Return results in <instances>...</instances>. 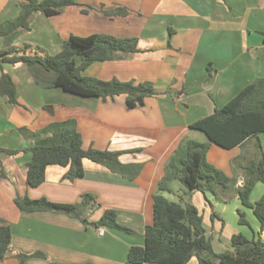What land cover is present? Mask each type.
I'll use <instances>...</instances> for the list:
<instances>
[{"label":"crops","instance_id":"0c3cea01","mask_svg":"<svg viewBox=\"0 0 264 264\" xmlns=\"http://www.w3.org/2000/svg\"><path fill=\"white\" fill-rule=\"evenodd\" d=\"M24 1L0 0V23L18 17ZM75 1L59 15L47 18L53 25L32 22L30 31L21 32L12 47L28 44L37 50L28 52L30 55L51 48L57 54L71 36L137 38L136 52L115 53L112 60L93 63L83 75L103 81L151 83L156 95L129 109L125 95L102 100L60 88L46 89L35 83L23 64H0V78L4 73L12 78L17 99L14 105L0 94V148L19 151L16 155L0 154L6 172L0 179V226H9L12 231L10 250L1 264H126L131 247L145 246L146 227L154 221V194L172 153L185 140L210 142L205 133L191 126L264 78V0ZM121 10L126 13L118 14ZM34 16L40 17L36 12ZM2 42L0 38V51L6 49ZM65 121L74 122L85 150L119 152L121 163L141 166L139 175L133 181L126 180L85 159L84 178L71 182L65 179L68 167L52 165L46 170L45 182L30 187L27 164L35 142L23 137L20 129L36 132ZM256 142L252 139L245 145L254 143L256 149ZM259 142L264 153V134L259 135ZM243 148L224 149L212 144L208 151L211 164L230 177H238L237 188L244 177L239 170L235 173L231 162ZM259 184L252 193V203L264 194ZM170 189L163 195L172 193ZM190 194L189 201L187 196L181 201L195 205L204 224L206 214L214 227V218L223 223L206 194ZM19 197L75 204L89 223L112 210L118 223L132 232L94 227L64 214L21 211L16 204ZM220 197L228 205L221 190ZM236 198L237 208L244 212ZM251 217L250 238L256 234L264 242L260 223ZM37 252L45 257H30ZM22 255L27 256L24 263Z\"/></svg>","mask_w":264,"mask_h":264},{"label":"trees","instance_id":"16d2710c","mask_svg":"<svg viewBox=\"0 0 264 264\" xmlns=\"http://www.w3.org/2000/svg\"><path fill=\"white\" fill-rule=\"evenodd\" d=\"M76 4L75 0H29L20 5V13L13 20L0 24V38H4L5 50L0 51V64H23L33 76L35 83L46 88H60L63 91L102 100L125 95L129 109L142 106L147 98L156 95L151 83L103 81L86 77L83 73L95 62L112 60L115 53H134L137 51V38H116L104 34L87 37L71 36L56 55L28 54L31 45L25 44L20 51L12 47L15 39L23 31H30V19L35 12L46 17L62 13L66 6ZM118 14H125L121 10ZM8 48V49H7ZM19 50V49H18ZM18 53V54H17ZM0 94L16 105V86L8 74L0 78ZM193 129L202 131L209 143L195 140L182 141L170 156L165 176L158 184L154 194V221L145 230V246L131 247L126 264H188L194 257L198 264H264V242L256 234L252 238L243 233L231 238V251L216 254L211 238L207 237L204 217L191 203L169 201L164 192H170V183L179 181L187 193L198 191L211 193L221 200L220 190L235 192L242 206L251 209L260 223L264 234V194L255 203L251 196L256 186L264 185V153L259 135L264 134V78L257 79L242 89L228 104L194 123ZM23 137L32 139L35 145L30 149L31 160L27 164V182L37 188L45 182L49 166L68 167L65 179L75 181L85 176L83 162L88 159L108 168L111 172L133 181L140 173L138 164H123L119 152L100 151L83 148L82 135L72 121L53 123L39 131L20 129ZM256 139V155L252 161L242 163V154L231 162L232 168L243 173L244 182L236 187L238 177L228 176L208 160L212 144L224 149L243 148L247 141ZM18 150L0 148V154L16 155ZM244 158V157H243ZM6 176L0 157V179ZM229 193V192H228ZM89 200L91 196L87 195ZM16 204L25 212H51L80 218L85 224L94 227H108L132 232L120 225L115 211H105L94 223H89L81 209L71 203H56L47 198H17ZM240 224L251 226L245 212L238 211ZM215 216V214H213ZM12 243L9 226H0V264L6 257ZM30 257H45L37 252ZM24 263L27 256H21ZM58 264V263H50Z\"/></svg>","mask_w":264,"mask_h":264},{"label":"rangeland","instance_id":"374dc122","mask_svg":"<svg viewBox=\"0 0 264 264\" xmlns=\"http://www.w3.org/2000/svg\"><path fill=\"white\" fill-rule=\"evenodd\" d=\"M37 1H41V0H37ZM25 2L27 3V2H29V0H26L22 3H25ZM36 13H38L40 17H35L34 16L35 13H34L30 19V25L32 24V22H33V25H35V20L38 21L36 26H38L39 24H41L43 22H47L48 17L43 15L41 12H36ZM36 18H44V19L40 20V19H36ZM13 19H15V18H13ZM13 19H11V20H13ZM8 21H10V20H8ZM46 24L47 25L48 24L53 25L52 21H48ZM2 39L4 41L3 37H2ZM2 44H4V43L2 42ZM4 47H6V46L4 45ZM22 47L23 46H21L19 49H22ZM13 48L16 49L17 51H20L16 47H13ZM33 51H37L34 46H32V50H30L28 52H33ZM44 51L45 52H43V50H40L42 56L45 55V53L49 54V55H54V54H56L55 52H57V50H54L53 48H51L49 50L45 49ZM254 148H255L254 143H249L248 145L244 146L243 151L241 152L243 155V156H241L242 157V159H241L242 163H247L249 161H252L255 158L256 150ZM251 149H254V150L251 151ZM237 170L238 169H236V171ZM170 186L172 187L173 192L164 194V196L169 201L182 203L181 199H186V196H187V201L190 200L191 194L190 195L184 194L181 191V189H183V191L187 192V189L179 181L171 182ZM259 186L264 188L263 184H259ZM228 192H226V197L229 200L227 202L228 205H225L224 200H218L219 202H221V204H219L211 193H206L208 201L210 200L211 205L214 206V211L216 212L217 216H219V218H221L223 221V223H218L216 221V218H214V223H215V227H214L211 223L210 218L208 217V214H206V216H205L207 218V220L205 221V224H204L206 231H207L206 234H207V237L211 238L213 250L216 254H220V253L232 250L231 238L234 234H238V233L243 232V234L246 235L247 237H250L252 234V227L251 226L240 224V218H239V214L237 213V210L242 212V209L237 208V206H240V204L238 203V200L236 198L237 195L235 194V192H232V191L231 192L228 191ZM257 193H258V190L255 191L254 194H257ZM194 201H196V200H194ZM244 212H246V214L248 212H249V214H251V215H246V220L249 222L250 225H254L251 222V218H252L251 216L254 217L252 211L245 209ZM239 231H241V232H239ZM195 259H197V258H194L193 259L194 261L192 260L194 262V264H196V262H197V260H195ZM193 262H192V264H193Z\"/></svg>","mask_w":264,"mask_h":264},{"label":"built area","instance_id":"2783aa9c","mask_svg":"<svg viewBox=\"0 0 264 264\" xmlns=\"http://www.w3.org/2000/svg\"><path fill=\"white\" fill-rule=\"evenodd\" d=\"M103 232L101 231V234H102Z\"/></svg>","mask_w":264,"mask_h":264}]
</instances>
